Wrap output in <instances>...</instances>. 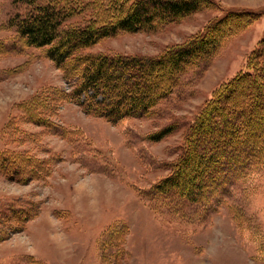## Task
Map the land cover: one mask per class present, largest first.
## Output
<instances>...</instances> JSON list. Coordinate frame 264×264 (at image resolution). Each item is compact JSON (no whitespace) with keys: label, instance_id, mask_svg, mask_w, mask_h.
<instances>
[{"label":"rangeland","instance_id":"rangeland-1","mask_svg":"<svg viewBox=\"0 0 264 264\" xmlns=\"http://www.w3.org/2000/svg\"><path fill=\"white\" fill-rule=\"evenodd\" d=\"M215 1L220 4L154 31H119L77 55L157 57L204 33L228 9L264 10V0ZM48 2L55 0L33 5L0 0V163L7 153L24 157L23 183L0 172V264H264V160L244 165L237 178L224 180L219 188L201 173L198 201L174 190H155L180 167L214 92L245 72L249 55L261 49L264 15L236 31L232 24L219 25L220 31L208 38L220 40L215 52L182 72L169 96L146 116L110 123L65 100L60 92L71 93L73 87L49 60L47 48L28 46L18 35L17 23ZM63 2L59 8H65ZM107 5L71 0L76 15L60 30L108 21ZM124 90L133 95L122 85L105 92L115 98ZM37 97L43 110L29 106ZM245 97L234 93L229 104ZM24 112L40 117L45 126L31 123ZM167 128L171 131L155 140ZM212 128L205 126L208 132L196 146L198 160L182 168L184 177L195 175L194 163L212 153L206 140ZM33 163L49 168V175H31ZM207 181L212 189H206ZM30 207L37 210L28 221L12 220L15 224L7 227V217Z\"/></svg>","mask_w":264,"mask_h":264},{"label":"trees","instance_id":"trees-1","mask_svg":"<svg viewBox=\"0 0 264 264\" xmlns=\"http://www.w3.org/2000/svg\"><path fill=\"white\" fill-rule=\"evenodd\" d=\"M17 1H25L29 5L36 3V0ZM62 1L65 8L58 7L59 0L36 7L31 15L17 23V33L28 46L37 49L47 48L46 54L49 60L63 72L65 79L73 87L71 93L60 92L65 100L75 101L85 113L110 123H117L132 116H146L161 100L169 96L177 83V77L182 72L195 65L196 61L202 57L215 52L220 40L208 38L220 31L219 25L232 24V30L236 31L264 15L262 8L259 10L228 9L226 15L213 20L204 33L189 38L185 44L174 46L157 57L107 54L80 56L77 53L81 50L96 45L104 38L113 37L119 31L128 33L154 31L162 24L177 23L209 4L220 3L215 0H98L102 3L108 2L107 6L112 14L108 21L60 30L66 20L76 15L74 7L69 8L71 0ZM93 1L90 0L91 3ZM213 27L216 30L209 31ZM262 48H264V42L261 49L257 48L249 55L247 70L223 84L205 104L202 114L199 115L202 117L197 119L196 127L191 133L190 147L181 159L180 167L178 166L175 172L156 185V191L165 193L174 190L182 196L193 199L192 201H198L203 193L202 187H197L198 175L201 173L211 176L210 179L215 183V187L219 188L224 180L237 178L244 165L255 164V160H258L256 164L262 163L264 160V81H258V77H264V49ZM116 70L118 71L115 73ZM157 70L159 71L156 72ZM122 78L126 80L121 83L119 80ZM121 85L131 88L133 95L126 90L121 94L118 93L115 98L106 94L105 89L110 92L118 91ZM238 92L246 94L247 97L229 104V98ZM138 93L139 95L135 97ZM39 100L38 97L31 98L29 106L43 110L44 106L39 104L42 102ZM24 113L32 117L31 123L45 126L40 117L32 116L29 112ZM211 124L216 128L211 129L214 130L210 132L211 136L208 133L206 140L207 144L213 148L212 153L204 162L194 163L193 170H196V174L188 179L184 177L182 168L190 164L191 160H198L196 156L200 151L196 146L198 143H203L202 137L208 132L205 133V126ZM257 130L258 135L255 134ZM170 131L171 128L162 130L155 140H160ZM192 135L195 136L194 139H191ZM245 140L247 143L243 144ZM254 140L259 150L257 153L251 147ZM239 154L242 156H240V163L237 160ZM23 162L24 157L20 158L14 153H7L1 159L0 172L10 181L23 183L21 180ZM33 166V169L29 170L31 175L35 172L37 176L49 175V168L44 169L36 163H33ZM5 172H9V175L7 176ZM213 183L207 181L206 184L211 188L206 189H212ZM36 210L32 211L30 207L25 212L14 211L6 218L7 227L11 228L15 224L12 220H15L16 224H23Z\"/></svg>","mask_w":264,"mask_h":264}]
</instances>
